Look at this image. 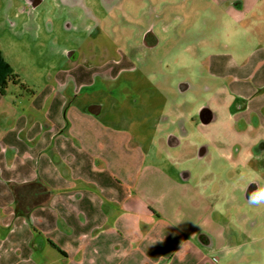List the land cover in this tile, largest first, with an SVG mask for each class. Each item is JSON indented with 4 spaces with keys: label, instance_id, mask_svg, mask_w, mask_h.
Returning a JSON list of instances; mask_svg holds the SVG:
<instances>
[{
    "label": "rangeland",
    "instance_id": "rangeland-1",
    "mask_svg": "<svg viewBox=\"0 0 264 264\" xmlns=\"http://www.w3.org/2000/svg\"><path fill=\"white\" fill-rule=\"evenodd\" d=\"M79 1L47 0L30 12L0 0V52L20 80L0 93V127L28 115L32 97L66 83V124H71L72 107L85 112L99 105L101 113L94 117L106 128L125 132L130 147L154 152L153 158L179 177L188 172L192 182L203 181L216 208L208 214L220 224L210 226L214 261L264 264V202L250 205L239 191L253 178L264 191V162L237 157L238 150L243 156L249 152V132L256 128L236 119L237 97L230 90L234 72L240 71L234 64L246 63L264 48V18L256 22L257 13L249 12L257 3L264 15V0H244L242 14L236 8L240 0H118L111 9L103 0ZM95 21L102 26L95 43L101 52L90 45ZM149 26L152 46L142 40ZM121 60L104 72L99 69ZM108 72L114 78H100ZM204 107L206 122L199 115ZM47 109L49 104L35 112L36 119ZM180 125L190 133L185 147H167L168 133ZM195 219L183 215L184 227L198 226Z\"/></svg>",
    "mask_w": 264,
    "mask_h": 264
},
{
    "label": "crops",
    "instance_id": "crops-1",
    "mask_svg": "<svg viewBox=\"0 0 264 264\" xmlns=\"http://www.w3.org/2000/svg\"><path fill=\"white\" fill-rule=\"evenodd\" d=\"M257 5L249 12L259 22L264 15ZM237 11L246 12L244 0ZM234 65L240 71L230 90L246 104L236 119L247 126L257 119L249 152L237 157L263 163L264 154L251 148L264 140V48ZM68 87L58 83L54 92L32 97L28 115L0 127V264H218L209 256L216 247L210 226L220 224L208 214L216 208L203 181L171 173L154 152L130 147L125 132L104 127L88 110L72 107L66 124ZM184 132H173L174 143L166 146L184 148L190 137ZM35 181L45 183L51 196L22 215L14 187ZM188 214L198 226L184 227Z\"/></svg>",
    "mask_w": 264,
    "mask_h": 264
},
{
    "label": "flooded vegetation",
    "instance_id": "flooded-vegetation-1",
    "mask_svg": "<svg viewBox=\"0 0 264 264\" xmlns=\"http://www.w3.org/2000/svg\"><path fill=\"white\" fill-rule=\"evenodd\" d=\"M45 1L47 0H8V8L13 7L15 4H20L23 6L22 11H34L35 9H37L41 4H43ZM104 4L107 8L111 9L112 7H114L117 3L118 0H103ZM62 2H66V3H79V0H62ZM226 3L229 4H235L236 1H232V0H228L226 1ZM236 8L237 10H241L242 9V0L238 1V3H236ZM21 12V11H20ZM13 23L11 22V26ZM102 33V26H101V22L99 21H95L93 28L90 29L89 35L91 37V43L90 44L92 48H94L95 50H97L98 52L104 51V49L101 47V45L99 44H95L98 41L99 36ZM142 40L144 45H149L152 46V42L155 43V35H154V29L153 26H149L147 29H145L142 32ZM123 60H125V57H123ZM123 60L121 61H116V62H107L105 64H101L99 66V69L101 72H104V69L108 68L109 65L113 64V65H120L123 63ZM111 72V71H110ZM110 72L106 73V74H101L100 78L101 79H112L114 78ZM118 75V74H117ZM122 75V74H121ZM117 77V76H116ZM120 77V75H118V78ZM187 88L186 85L182 86L181 90H185ZM244 102V103H243ZM236 103L238 105V107H246L245 101L237 98ZM90 107V106H89ZM89 109V108H88ZM205 109H207L206 107L202 108L199 111V115L200 117L205 120ZM102 110V109H101ZM206 121V120H205ZM252 121V125L255 126L257 119L255 116H252L251 118ZM245 123V122H244ZM246 124V123H245ZM247 126V124H246ZM177 132L181 135L184 134L185 129L183 125H180V127H178ZM251 135H253V131L249 132ZM174 143V136L173 133L170 132L166 138V144H172ZM252 152L254 155H263L264 154V140H260L257 144H255L254 146H252L251 148ZM239 151V150H238ZM259 183L258 180H253L252 182H250V184L247 186L246 190L243 193V198L245 200L246 203L259 207L263 202H264V191L261 189V185L259 187Z\"/></svg>",
    "mask_w": 264,
    "mask_h": 264
},
{
    "label": "trees",
    "instance_id": "trees-1",
    "mask_svg": "<svg viewBox=\"0 0 264 264\" xmlns=\"http://www.w3.org/2000/svg\"><path fill=\"white\" fill-rule=\"evenodd\" d=\"M11 82L17 84L20 80L16 74L12 73L10 65L0 52V93L2 95L5 94V90ZM14 192L17 198L18 211L22 215L29 213L34 207L45 203L51 196V190L42 181L15 186Z\"/></svg>",
    "mask_w": 264,
    "mask_h": 264
},
{
    "label": "water",
    "instance_id": "water-1",
    "mask_svg": "<svg viewBox=\"0 0 264 264\" xmlns=\"http://www.w3.org/2000/svg\"><path fill=\"white\" fill-rule=\"evenodd\" d=\"M102 107L99 105H92L89 107L88 111L92 114L99 115L101 113Z\"/></svg>",
    "mask_w": 264,
    "mask_h": 264
}]
</instances>
